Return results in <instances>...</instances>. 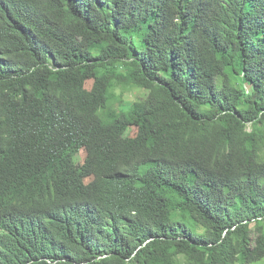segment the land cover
Segmentation results:
<instances>
[{
  "label": "trees",
  "instance_id": "1",
  "mask_svg": "<svg viewBox=\"0 0 264 264\" xmlns=\"http://www.w3.org/2000/svg\"><path fill=\"white\" fill-rule=\"evenodd\" d=\"M0 264H264V0H0Z\"/></svg>",
  "mask_w": 264,
  "mask_h": 264
},
{
  "label": "rangeland",
  "instance_id": "2",
  "mask_svg": "<svg viewBox=\"0 0 264 264\" xmlns=\"http://www.w3.org/2000/svg\"><path fill=\"white\" fill-rule=\"evenodd\" d=\"M83 42H84V44H85L86 47L89 48L91 46L90 43H88L86 41H83ZM92 83H93V80L92 79L87 80L86 83H85V87L87 89H90L91 86H92ZM144 92H145V90H143V89H132V90H126V91H124L122 93V95H121V100L119 102L120 106L121 107H127V106H129L133 101H135L138 98L142 97L143 94H144ZM136 132H137V127L136 126H132L131 129H130V135H135ZM85 156H86V151L85 150H82L80 152V158H79V160H78V162H77V164L75 166L78 171H80V167H81V164L84 161ZM89 180H90V178H86V181H89Z\"/></svg>",
  "mask_w": 264,
  "mask_h": 264
}]
</instances>
